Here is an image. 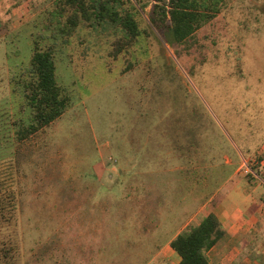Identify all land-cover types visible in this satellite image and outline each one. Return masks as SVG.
<instances>
[{"label": "rangeland", "instance_id": "obj_1", "mask_svg": "<svg viewBox=\"0 0 264 264\" xmlns=\"http://www.w3.org/2000/svg\"><path fill=\"white\" fill-rule=\"evenodd\" d=\"M11 1L0 41V207L14 217L0 220V248L17 247L0 264H177L169 242L199 221L202 203L214 207L232 178H264V0H223L175 47L151 28V3L133 1L140 35L117 55L123 34L111 26L62 33L59 0ZM35 45L52 49L70 102L18 142Z\"/></svg>", "mask_w": 264, "mask_h": 264}, {"label": "trees", "instance_id": "obj_2", "mask_svg": "<svg viewBox=\"0 0 264 264\" xmlns=\"http://www.w3.org/2000/svg\"><path fill=\"white\" fill-rule=\"evenodd\" d=\"M133 1L143 10V0H59L55 13L69 15L66 21H59L62 33H70L80 23L90 26L111 28L122 32L116 46V55L128 48L140 35L137 21L129 11L134 8ZM151 3L148 21L162 41L170 47L186 42L202 25L222 9L223 0H147ZM27 79L20 81L23 95L29 106L31 116L28 123H16L14 132L18 142L24 141L39 130L49 126L67 110L70 99L58 85L54 53L50 47L39 49L34 46ZM0 207V220H12L14 210L6 219ZM226 235L224 225L210 213L189 225L171 240L170 248L179 257L178 264H210L208 251L216 246ZM17 245L0 248L4 257L13 255Z\"/></svg>", "mask_w": 264, "mask_h": 264}, {"label": "crops", "instance_id": "obj_3", "mask_svg": "<svg viewBox=\"0 0 264 264\" xmlns=\"http://www.w3.org/2000/svg\"><path fill=\"white\" fill-rule=\"evenodd\" d=\"M13 12L11 0H0V41L9 33L6 26ZM260 164L263 169L264 160ZM255 178L241 184L232 178L214 207H208L211 199L202 203L201 217L212 213L226 229L225 237L207 253L210 264H264V182L259 175Z\"/></svg>", "mask_w": 264, "mask_h": 264}, {"label": "built area", "instance_id": "obj_4", "mask_svg": "<svg viewBox=\"0 0 264 264\" xmlns=\"http://www.w3.org/2000/svg\"><path fill=\"white\" fill-rule=\"evenodd\" d=\"M263 179V182H264V178H262Z\"/></svg>", "mask_w": 264, "mask_h": 264}]
</instances>
